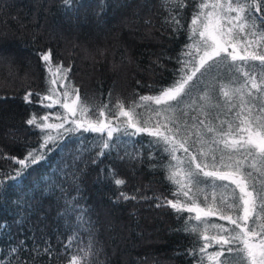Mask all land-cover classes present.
<instances>
[{
    "label": "trees",
    "instance_id": "16d2710c",
    "mask_svg": "<svg viewBox=\"0 0 264 264\" xmlns=\"http://www.w3.org/2000/svg\"><path fill=\"white\" fill-rule=\"evenodd\" d=\"M185 3L187 6L180 10L178 18L187 27L192 19L194 0H185ZM167 16L163 0H70L69 3L65 0H0V176L20 168L19 161L29 150L34 154L36 149L46 153L38 163L27 168L22 181L5 179L6 188H0V264H20L22 258L29 264H68L73 252L78 251L64 249L68 237L78 234L82 237L80 247L87 248L89 231L94 244L92 251L96 255L83 259L82 264H89V261L92 264H196L198 257L190 255L189 250L204 243L202 235L211 239L218 232V229L209 228L201 233L204 221L222 224L230 230L235 227L219 215H204L209 207L213 210L226 208L222 199L231 203L239 195V189L231 180H215L218 187L213 188L212 177H200L204 183L192 185L189 195L195 194L198 210H204L200 212L199 221L194 219L196 212L177 213L167 204L155 207V197H160L161 202L167 198L191 204L178 191L179 186L166 178L168 155L149 146V142L156 139L149 134L155 131L156 122L171 115L165 111L156 115L154 110L164 109V105L148 102L147 107L136 108L133 122L149 131L129 137L124 135L127 126L122 123L128 117L111 115L108 109L113 112L118 109H113L109 103L103 119L113 128H119L112 134V141L118 147L105 150L106 154L92 163L95 146L107 137V132L102 135L85 131V128L97 118L94 113L109 100L108 94L111 93L113 102L117 98L122 100L124 109L128 110L129 101L135 100L137 95H155L174 80L177 68L174 58L187 41V35L182 32L178 37L172 36L165 24ZM245 47L241 38L236 50L243 54ZM260 47L264 48V41L260 42ZM49 49L56 88L62 93L70 81L72 88L79 89V101L73 103L71 93L68 97L75 115L60 108L59 103L47 108L27 104L23 99L27 91H32L33 95L43 94L48 87L45 62L38 53ZM161 53L173 57L162 60L163 67L153 63ZM235 63L259 65L260 62L249 59ZM69 66L72 70L61 87L63 68ZM220 71L227 74L226 68ZM253 71L260 73L264 69L258 67ZM199 75L197 73V77ZM243 80L241 76L232 87H239ZM194 82L195 78L190 83ZM86 96L89 109L81 115L80 106ZM60 99L63 101L64 97L61 95ZM236 110L233 109V113ZM58 111L67 113L65 129L76 127L73 120L84 124L75 132L59 130L63 133L62 139H56L57 130H44L52 133L55 140V144L48 141L44 147V131L26 121L35 115L39 124L43 114ZM62 120L63 116L49 115L43 123L57 124ZM127 131L135 129L127 128ZM160 131L165 129L161 126ZM150 152L153 158L149 157ZM176 155L183 156V153ZM196 162H200L199 156ZM182 167L188 168L187 160ZM220 171L226 170L221 168ZM242 171L252 170L245 164ZM253 174L259 178L258 172ZM116 179L125 183L117 185ZM121 192L129 196H152L153 199L124 200ZM80 209L86 210L90 229L76 220ZM184 217L190 219L185 221ZM255 219L253 215L248 220L249 228ZM185 224L197 226V232L183 231ZM44 241L53 250L51 259L43 251L39 254L34 251V246L42 249ZM21 246L22 252H12ZM225 247L242 248L243 245L237 242ZM219 248L220 245L213 244L207 253ZM229 255L237 253L225 252L219 261ZM205 264H213V261L205 259Z\"/></svg>",
    "mask_w": 264,
    "mask_h": 264
},
{
    "label": "snow or ice",
    "instance_id": "6c2138e0",
    "mask_svg": "<svg viewBox=\"0 0 264 264\" xmlns=\"http://www.w3.org/2000/svg\"><path fill=\"white\" fill-rule=\"evenodd\" d=\"M65 2L69 3L70 0H65ZM163 2L168 11L165 24L171 29L172 36L178 37L182 32L187 35V41L174 58L177 65L175 78L169 86L161 88L155 95H137L135 100L129 101L128 110L124 109L122 100L117 98L113 102L111 93L108 94L109 100L105 101L94 113L97 118L89 122L85 128V131L99 132L102 135L107 132V137L95 146V158L92 163L97 162L96 158L103 157L106 154L105 150L118 147L112 141V134L119 128H113L110 122L105 124L103 119L104 111L108 109L109 103H112L113 109H118L115 112L108 109L111 115L128 117V120L122 123L127 126L124 135L129 137L149 131L148 128L140 127L137 122H133L132 115L136 108L147 107L148 102L164 105V109L154 110L156 115H161L162 111L171 113V115L156 122L155 131L149 133L156 139L150 141L149 146L157 152L168 155V164L165 166L166 178L179 186L178 191L182 192L191 204L179 199L173 202L167 198L161 202L160 197H155L157 201L155 207L159 208L167 204L177 213L196 212L194 219L199 221L201 220L200 212L204 210H198L195 194L189 195L192 185L203 184L204 181L200 177H212L211 187L213 188L218 187L215 180H231V183L239 189V195L231 203L222 199L221 202L226 204V208L213 210L209 207L204 215H219L220 219L229 221L235 227L230 230L222 224H208L204 221L201 233L207 232L209 228L218 229V232L214 233L211 239L208 235H202L204 243L193 247L189 250V254L198 257L196 264H205V259L213 261V264H264V222H262L264 221V71L260 73L253 71L258 67L264 69V48L260 47V42L264 41V0H194L192 19L187 27L178 18L180 10L187 6L185 0H163ZM145 23H150V21H145ZM249 36L251 39H248ZM241 38L246 45L243 54L236 50ZM230 48L231 51H229ZM249 48L252 50L249 51ZM38 55L45 62L43 66L46 70L45 80L48 87L43 94L36 92L33 95L32 91H27L23 97L25 103L38 104L47 108L59 103L60 108L75 115V110L68 102V97L71 93L74 96L73 103L79 101V89L72 88L69 81V87L64 88L61 93L56 88L57 79L54 78L55 74L50 63L51 50L38 53ZM164 59L172 60L173 57L161 53L153 63L163 67L161 61ZM249 59L260 63L259 65L235 63L237 60L246 62ZM221 68H226L227 74L220 71ZM201 69L204 71L201 72ZM56 70L59 71L60 68ZM71 70V66L63 68V75L60 78L61 87H63V80L68 79V73ZM197 73H200L199 77ZM241 76L244 77L243 82L239 87L233 88L232 85L236 84ZM194 78L195 82L190 83ZM137 83L139 84V81ZM61 95L64 97L63 101L60 99ZM88 100L86 96L80 106L81 115L89 109ZM233 109L237 110L233 113ZM49 115L63 116V120L57 124L43 123L48 120ZM67 120V113L58 111L54 114H43L42 122L39 124L36 116L32 115L26 124L35 125L42 131L55 129L57 130L56 139H62L63 133L59 130L75 132L81 126L73 120L72 124L76 127L65 129L64 124ZM161 126L165 129L164 132L160 131ZM127 128H134L135 131L129 132ZM44 137V147H47L48 141H53L55 144L52 133L44 131ZM178 152H182L183 156H177ZM45 155L46 153L40 149H36L35 154L33 150H29L26 157L19 161L20 168L0 176V188H6L5 179L13 182L22 181L27 168L38 163ZM125 155L128 154L125 153ZM198 156L200 157L199 163L196 162ZM149 157L153 158L151 152ZM120 158L123 159L124 156ZM26 160L27 163H25ZM185 160L188 163L186 169L182 167ZM172 161L176 163L173 164ZM245 164L252 171L243 172ZM208 168L212 170L206 171L205 169ZM221 168L226 171L221 172ZM254 171L259 173V178L253 174ZM115 183L122 185L125 181L116 179ZM219 187L227 188L228 185H219ZM175 194L176 192H173V195ZM120 195L124 200L153 199L152 196L147 195L129 196L124 192ZM237 212L241 214L236 215ZM86 215V210L80 209L76 220L90 229L91 221L86 219ZM253 215L256 219L253 220V226L249 228L247 222ZM183 219L187 221L190 218L184 217ZM182 230L195 233L198 229L197 226L185 224ZM88 235L90 239L87 248L80 247L82 237L78 234L68 237L64 249L78 250L73 252L68 264H82L83 259L96 255L92 251L94 244L91 231ZM237 242L243 247H225ZM42 243L45 246L42 249L34 246V251L36 254L43 251L51 259L53 255L51 246L46 241ZM213 244L220 245L219 250L211 254L207 253L208 247ZM22 251V246L20 249H12L15 254ZM225 252L229 254L235 252L237 255L225 256L223 261H219V257L224 256ZM80 253H83V256ZM20 264H29V261L22 258ZM89 264L92 262L89 261Z\"/></svg>",
    "mask_w": 264,
    "mask_h": 264
},
{
    "label": "rangeland",
    "instance_id": "374dc122",
    "mask_svg": "<svg viewBox=\"0 0 264 264\" xmlns=\"http://www.w3.org/2000/svg\"><path fill=\"white\" fill-rule=\"evenodd\" d=\"M78 124L83 125L84 123L83 122H78ZM105 124H107V123H105Z\"/></svg>",
    "mask_w": 264,
    "mask_h": 264
}]
</instances>
